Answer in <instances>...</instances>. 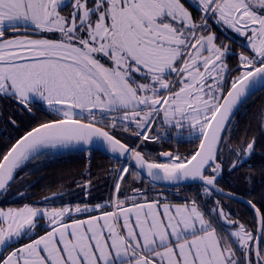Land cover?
<instances>
[{
	"label": "snow or ice",
	"instance_id": "snow-or-ice-1",
	"mask_svg": "<svg viewBox=\"0 0 264 264\" xmlns=\"http://www.w3.org/2000/svg\"><path fill=\"white\" fill-rule=\"evenodd\" d=\"M214 26L244 38V51L217 43ZM262 90L264 0H0V98L55 117L0 155V194L47 150L101 142L112 159L132 162L112 170L104 204L0 210V253L11 249L0 264H264V194L261 206L246 201L254 230L213 200L236 199L218 186L225 160L230 173L243 167L256 140L233 148L230 124ZM257 116L264 124V111ZM118 127L130 135L118 138ZM185 139L196 144L187 154L148 148ZM127 176L149 189L121 200ZM163 182L198 191L182 203L148 197Z\"/></svg>",
	"mask_w": 264,
	"mask_h": 264
},
{
	"label": "trees",
	"instance_id": "trees-1",
	"mask_svg": "<svg viewBox=\"0 0 264 264\" xmlns=\"http://www.w3.org/2000/svg\"><path fill=\"white\" fill-rule=\"evenodd\" d=\"M193 13L195 17L199 16L197 12L193 11ZM33 111L34 115H30L19 109L13 101L0 98V155L5 153L26 131L40 122L55 118L41 106ZM261 111H264V90L255 92L235 111L230 124L231 139L228 144L233 148L241 142L246 145L255 137L256 149L260 153L256 155L255 152L243 167L231 173L228 171L226 159L223 175L219 179V186L254 200L258 206H261L260 197L264 194V175H262L264 173V124L260 123V118L257 116V113ZM9 117L16 121V125L9 123ZM107 130L112 131L110 128ZM114 134L122 139L130 135L123 132L120 127ZM171 142L174 152L181 154L190 153L196 147L195 143H189L186 139L180 143L175 140ZM148 148L152 150L154 156H158L163 145L149 142ZM119 164L120 162L100 151L79 149L32 160L17 173V180L12 182L7 192L1 194L7 199L5 198L6 201L3 202L0 198V206L6 208L26 203L59 206L68 203L104 202L111 197L115 180V172L112 170L118 169ZM249 167H251V179L246 180L245 176L249 173ZM89 180L91 187L85 188V182ZM145 185L148 184L140 181L134 183L132 176H127L121 184L119 197L132 196L133 187L144 189ZM196 191L198 186L195 184L170 190H159L155 186L151 187L147 194L164 195L172 200L180 201L185 197L191 198ZM53 193H58L59 196L49 202L40 201ZM217 198L221 199L223 204L227 201L225 203L227 210L231 211L233 218L243 221L249 230L255 229L254 214L246 205L233 200L225 201L222 197H213V200ZM26 241L23 240L21 243Z\"/></svg>",
	"mask_w": 264,
	"mask_h": 264
},
{
	"label": "flooded vegetation",
	"instance_id": "flooded-vegetation-1",
	"mask_svg": "<svg viewBox=\"0 0 264 264\" xmlns=\"http://www.w3.org/2000/svg\"><path fill=\"white\" fill-rule=\"evenodd\" d=\"M193 15L195 16L194 13H193ZM198 15H199V13H198ZM212 30L216 33V36L219 37V40H217V43L223 42V43L229 45L231 50L233 52H236V53L244 51L243 45L246 43V41L242 37L234 36L230 32H228V31L225 32L222 28L216 27V26H214ZM227 63H228L229 69H233V68H236L238 66V61H237V58L235 56L229 57ZM232 74L235 75L236 73L233 72ZM45 110H46V108H45ZM173 133H174V130H173ZM161 144L163 145V148L161 150H159L158 156H159V153L162 152V151H172V152H174V148L172 147L173 143L171 141H166V142L161 143ZM255 152H256V155L258 153H260V151L257 150V149H256ZM222 175H223V173H222ZM226 190H229V189H226ZM5 198H6V196L2 197L3 200L2 199L1 200L4 202V201H6ZM222 198H224V197H222ZM226 199L227 198H224L225 201H226ZM227 200H229V199H227ZM225 203H224V206H225V210L227 211V205ZM25 240H27V239H25ZM23 243H25V242H23ZM19 246H20V244L15 245V247H19ZM10 250L11 249L4 250L0 254L5 255Z\"/></svg>",
	"mask_w": 264,
	"mask_h": 264
},
{
	"label": "water",
	"instance_id": "water-1",
	"mask_svg": "<svg viewBox=\"0 0 264 264\" xmlns=\"http://www.w3.org/2000/svg\"><path fill=\"white\" fill-rule=\"evenodd\" d=\"M37 126V125H36ZM36 126H34V127H36ZM32 129V128H31ZM31 129H29L28 131H30ZM28 131H26V132H28ZM25 132V133H26ZM25 133L23 134V135H25ZM23 135H21L20 137H22ZM19 137V138H20ZM18 138V139H19ZM16 142V141H15ZM14 142V143H15ZM13 143V144H14ZM71 150H74V149H71ZM90 150H97V151H100V152H102L103 154H106V155H108V156H110V157H112V154L111 153H109V152H107V150H106V147H105V145H103V143H101V142H97V143H95V144H93V145H91V147H90ZM163 158H161V160H162ZM123 161H127V160H123ZM129 164H131L132 162H130V161H127ZM192 183H190V182H181L179 185H177V184H175V183H171V182H163V183H160V184H157L156 186L160 189V190H165V189H170V188H173V187H180V186H185V185H191ZM219 186V185H218ZM220 188H223V187H221V186H219ZM223 190L227 193V192H232V191H230V190H226V189H224L223 188ZM235 193V192H234ZM54 194V193H53ZM53 194H49V195H47V196H45V197H43L40 201H42V202H45V198L46 197H48L49 199L46 201V202H49L50 200H52V199H54V198H52L53 197ZM56 194H58V193H56ZM236 194V199H231V200H233V201H236V202H239V203H242V204H244V205H246L248 208H249V206L247 205V203H246V201L247 200H249V199H247L246 197H244V196H242V195H240V194H237V193H235ZM1 195V194H0ZM59 196V194L56 196V197H58ZM55 197V198H56ZM250 209V208H249ZM251 210V209H250ZM252 211V210H251ZM253 212V211H252ZM253 214H254V212H253ZM258 225H257V223H256V227H257Z\"/></svg>",
	"mask_w": 264,
	"mask_h": 264
},
{
	"label": "rangeland",
	"instance_id": "rangeland-1",
	"mask_svg": "<svg viewBox=\"0 0 264 264\" xmlns=\"http://www.w3.org/2000/svg\"><path fill=\"white\" fill-rule=\"evenodd\" d=\"M62 14H67V11H65L64 13H62ZM228 32H230L232 35H234V36H237V37H239L236 33H234V32H232L231 30H228ZM244 39V38H243ZM43 109H45L46 108V106H41ZM175 131V130H174ZM185 135V137L187 136V133H185L184 134ZM74 149V148H73ZM75 149H77V148H75ZM67 151H70V150H67ZM63 152H65V151H60V152H52V151H48V155H56V154H59V153H63ZM120 165L121 164H119V168H120ZM118 168V169H119ZM114 184H115V180H114ZM149 188V185H145L144 186V189H148ZM114 189H115V187H114ZM121 190V189H120ZM114 191L115 190H113V194H114ZM27 204V203H26ZM23 205H25V204H23ZM23 205H20V206H9L8 208L6 207V208H4V207H1L0 206V210H4V211H7L9 208H20V207H22ZM29 205H32V206H37V207H53V205H39V204H29ZM64 205H66V204H63V205H59V206H55V207H60V206H64ZM236 220V219H235ZM241 223H243V224H245L243 221H241L240 219H238ZM246 225V224H245ZM247 227V226H246Z\"/></svg>",
	"mask_w": 264,
	"mask_h": 264
},
{
	"label": "crops",
	"instance_id": "crops-1",
	"mask_svg": "<svg viewBox=\"0 0 264 264\" xmlns=\"http://www.w3.org/2000/svg\"><path fill=\"white\" fill-rule=\"evenodd\" d=\"M126 196H131V195H123V196H120L119 198L121 199V200H123ZM148 197H150V198H152V199H156V198H159L161 201H166V202H170V203H182V202H184V200H172V199H170L169 197H165L164 195H162V196H153V195H148ZM109 199L110 198H108V199H106L104 202H96V203H87V204H89L90 206H95L96 204H98V203H100V204H104V203H106V202H108L109 201ZM68 204H71V203H68ZM68 204H66V205H68ZM79 204H81V206H83L85 203H79ZM73 207L76 205V204H71ZM65 206V205H64ZM61 207V206H60ZM94 214H98V213H94ZM81 219H83V218H85L84 216H81L80 217ZM41 223H43V221H41ZM38 235H43V232L41 231V232H39L38 233ZM33 238H36V237H33ZM28 242V240L25 242V243H27ZM11 251V250H10ZM5 255H7V253L5 254Z\"/></svg>",
	"mask_w": 264,
	"mask_h": 264
},
{
	"label": "bare ground",
	"instance_id": "bare-ground-1",
	"mask_svg": "<svg viewBox=\"0 0 264 264\" xmlns=\"http://www.w3.org/2000/svg\"><path fill=\"white\" fill-rule=\"evenodd\" d=\"M73 149V148H72ZM70 149H60V150H47V151H52V152H60V151H67Z\"/></svg>",
	"mask_w": 264,
	"mask_h": 264
}]
</instances>
